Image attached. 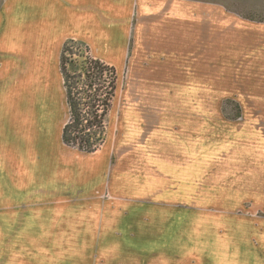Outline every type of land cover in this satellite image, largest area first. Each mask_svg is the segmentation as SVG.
<instances>
[{
    "label": "crops",
    "instance_id": "crops-1",
    "mask_svg": "<svg viewBox=\"0 0 264 264\" xmlns=\"http://www.w3.org/2000/svg\"><path fill=\"white\" fill-rule=\"evenodd\" d=\"M220 26L216 0H3L0 212L5 248L25 249L27 261L38 258V252L43 258L46 217L50 226L63 228L72 250L90 249L95 256L99 249L118 258L125 224L136 212H153L159 214V233L165 238L174 234L173 242L186 257L198 255L203 214H195L191 232L180 218L188 217L186 206L198 199V187L202 191L205 159L216 162L223 152L220 114L202 108L219 105L221 81L242 89L243 100L237 102L250 106L235 126L228 124L222 164L229 193L234 200L255 202L247 212H264V67L259 68L264 58L258 59V68L251 65L253 50L264 53V36L253 39L244 33L236 39L237 34H221ZM69 39L114 67L118 85L148 90L130 102L139 106L130 110L131 120L139 122L127 127L131 145L118 144L95 163L76 155L96 153L83 154L63 143L68 151L45 154V122L55 117L45 113V106H56L60 96L66 103L60 59ZM221 53L233 57L227 68H221ZM205 91L211 97L204 98ZM149 105L157 110L152 129L145 123ZM183 105L186 111L192 108L182 112ZM45 159L51 160L49 166ZM258 231L264 233V226ZM262 237L229 241L226 251L211 247L212 262L194 264H264ZM169 241L162 247L172 250ZM190 248L197 249L195 254Z\"/></svg>",
    "mask_w": 264,
    "mask_h": 264
},
{
    "label": "rangeland",
    "instance_id": "rangeland-1",
    "mask_svg": "<svg viewBox=\"0 0 264 264\" xmlns=\"http://www.w3.org/2000/svg\"><path fill=\"white\" fill-rule=\"evenodd\" d=\"M216 1L220 5L221 34L228 32L237 34L235 36L236 39H238L239 34L241 35L244 33H250L253 39L264 36V0ZM2 2L3 0H0V6ZM261 53L262 52H256V50L252 51L251 55L254 59H252L251 65L253 68H258V59L261 60V58H264V53ZM224 56L221 53V68H227L230 65L229 58H233L225 54ZM258 56L259 58H257ZM74 58L80 60L79 56H75ZM263 67L264 66L261 65L259 68ZM223 77V80H227V74L226 76L221 74V79ZM83 81L85 82L84 78ZM222 85L224 87H221L219 90V105L217 106L216 103L205 104L202 108L205 113L219 112L220 114L219 148L223 152L216 162H212V158L208 160L205 159L202 191L200 192L198 187V199H189L186 206L188 217L180 218L182 222L185 220L187 221V225L189 224V232H191V226L195 224L196 220L195 214H197V216L203 214V232L201 233L203 244H200L198 250L196 248L189 249V253L192 252L193 254H195L197 250L198 255L195 254L186 257L184 251L181 250L179 252L178 241L173 242L172 236L176 237L174 234L165 238L163 233H159V220L157 217L159 214L155 215L153 212H136L133 217H131L128 226L127 224L124 226L125 230L127 228L123 238L124 247L122 254L121 250H118L120 251L118 258H112V255H109L110 257H108V255L105 256L106 253H104L103 250L100 252L99 249H97L95 256L94 252L92 253L93 255L90 253V249H87L88 252H84L83 248L79 251L72 250L71 245L73 243L67 242V236L63 234V228L50 226L51 223L46 222L45 217V224L48 226L44 225L45 242L43 258H40V253L38 252V258L27 261L23 256L24 252L26 253L25 249L5 248L3 212H0V264H194L196 260L198 262L208 261L211 263V247H213V249L214 247H224L223 249L226 251L229 241H234L235 239L241 241L245 236H250L253 241L262 240L263 237L261 238V236H264V233H259L258 230L259 225L264 226V212L253 215L254 213L247 212V209L250 211V205H252V203L255 205V202L233 199V194L229 193V185L227 184V167L226 164H222L227 161V151L225 150L229 144L228 126H235L237 123L235 120L238 119L243 112L249 111L250 106L237 102L243 100L242 98L244 96H242V89H236L233 83L231 84L232 87H227L228 82L221 81V86ZM81 87L84 93L82 97L87 100L89 90L87 88L85 89L83 85ZM147 92L148 90L127 89L120 83L110 112L106 117V143L95 152L96 155H85L86 157H81V155L77 154V158L84 160V162L95 163L99 158L113 151L118 144H125L126 146L131 145V131L128 130L127 127L136 126L139 122L131 120L133 117H131L130 110L131 107L138 108L139 106H132L130 102L133 99L132 96H147ZM203 95L204 98L211 97V92L205 91ZM145 108L149 113L146 117L147 121H144L147 125L146 129H152L157 123L156 116L154 115L157 112L156 106L149 105ZM186 108L187 106H181V111L189 112L192 106H188L187 111ZM197 108L199 109V106H197ZM45 113L53 114L51 115L52 117L55 116L53 120L45 122V154L51 153L59 156V154H62V151H68V149H64L61 141L62 128L70 118L65 100L60 96V101L56 106H45ZM228 120H230V122H228ZM231 137V144H233L236 136L231 134ZM85 158L88 159L85 160ZM46 160L47 159H45V163L49 166L51 160ZM114 161L115 157L109 163V169L115 164ZM178 203L180 204V202ZM244 214L246 215L245 217H243ZM147 217L150 218L152 223H148L149 219ZM174 219L176 220L175 217ZM197 223L201 225L200 217H198ZM253 224H257L258 229L254 227ZM161 225H163L162 222ZM183 226L184 224L181 225V227ZM169 227L170 226H168V228ZM198 229L199 231L201 230L200 228ZM176 234H179V232ZM189 235L191 234L189 233ZM165 239L170 240V243L171 241L173 242L172 246H174V248L172 250L162 247L166 241ZM14 242L15 241H12V245H15ZM112 244H115L114 241ZM34 253L35 251L32 256L36 257ZM74 253L76 255H74ZM100 255H102V262L100 260Z\"/></svg>",
    "mask_w": 264,
    "mask_h": 264
},
{
    "label": "trees",
    "instance_id": "trees-1",
    "mask_svg": "<svg viewBox=\"0 0 264 264\" xmlns=\"http://www.w3.org/2000/svg\"><path fill=\"white\" fill-rule=\"evenodd\" d=\"M60 72L70 116L61 141L80 153L94 154L107 141L106 117L119 87L117 71L95 59L84 43L69 39L62 49ZM82 85L89 90L87 100Z\"/></svg>",
    "mask_w": 264,
    "mask_h": 264
}]
</instances>
